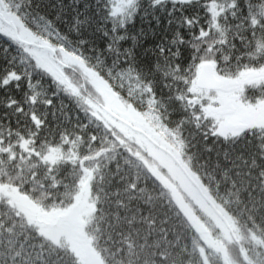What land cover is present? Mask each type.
Segmentation results:
<instances>
[{
	"label": "trees",
	"instance_id": "obj_1",
	"mask_svg": "<svg viewBox=\"0 0 264 264\" xmlns=\"http://www.w3.org/2000/svg\"><path fill=\"white\" fill-rule=\"evenodd\" d=\"M232 1L237 7L225 8L229 10L227 14L230 18L235 11L239 17L244 0ZM14 2L18 5L41 3L42 12L31 20L34 27L25 24L8 5L4 6V12L1 11L7 20H12L8 15L17 19L25 31L37 38L35 41L55 49L58 60H53L62 66L60 71L64 80L41 68L29 52L32 46L17 41L13 34L9 38L22 50L5 52L0 48V58H15L5 79L15 81L18 76L23 77L19 81V91L10 84L6 92L0 93L7 96L11 92L17 101L9 106L5 100H0V189L16 188L45 209L62 210L74 202L84 187L86 173H89L94 208L85 229L105 264H225L221 255L207 247L201 235L192 228L172 193L149 171L142 159L148 158V154L118 130L112 133L90 112L88 103L96 101V93L93 89L88 90L79 68L64 67L59 57L63 51L77 56L88 67L98 70L122 97L137 105L133 93L126 92L113 79L115 71L129 69L147 85L150 99L167 109L164 120L181 143L182 161L198 176L212 203L217 208L222 207L233 220L235 239L231 235L230 247L234 257L245 264L239 253L240 244L252 264H264V148L257 150L253 146L237 144L233 149L229 144L227 149L213 148L207 152L193 147L190 131L194 124L214 126L215 131L217 128L211 112L205 110L204 116L195 115L196 104L188 108L186 101L196 92L193 88L200 64L211 62L218 75L238 80L239 96L235 100L238 112L248 109L249 113L264 105V98H254L253 93L245 90L264 83V65L255 67L249 62V66L242 67L239 73L233 74L227 69L221 73L214 59L220 49H213L212 45L225 38L231 44L236 32L246 35L242 31L244 26L241 29L234 27L229 32L223 21L220 28L214 27L213 12L206 4V9H200L201 19L208 20L212 35L192 43L208 45V48L199 54V62L193 61L189 67H184L182 63L177 65L174 58H170V63L167 59L158 62V57L168 54L154 56L149 48L144 55L143 49L162 40L166 34H172L175 20L181 13L174 12V23L167 26L165 21L171 8L183 4L189 14L196 11L185 0H178L176 4L172 0H133L122 8L114 7V0ZM85 5L89 7L85 8ZM145 11L146 16L142 15ZM154 16L159 18V25ZM250 16L251 23L264 19V4L254 8ZM133 20L134 24L131 23ZM105 21H111L116 28L126 25L129 33L143 28L148 34L144 44L129 55L131 63L117 67L116 63L109 66L106 62L105 58L111 59L117 50L114 46L108 52L101 47L103 29L98 30L97 25ZM231 22L235 24V21ZM79 36L88 41L86 46L78 42ZM248 39L255 45L251 51L241 48L240 40L235 41L237 49L242 54L264 56V29H257L256 35ZM176 41L179 43L178 36ZM125 43L131 45L130 40ZM93 47L97 49L95 53L91 51ZM187 51L184 50L185 56ZM230 51L227 47L223 49L225 55ZM125 55L128 54L121 53V58ZM258 70L259 75L254 76ZM73 85H80V93ZM53 90L59 95L53 96ZM206 94L217 96L220 93ZM49 100L53 101L51 108L47 107ZM245 130L252 133L259 130L264 135V122L250 123ZM245 130L216 133L234 138ZM197 140L203 143L199 137ZM52 149L59 153L54 161L46 157ZM37 237H40L39 242ZM40 243L50 250L59 249L64 264H82L70 247L42 234L6 196L0 197V264H38ZM201 246L212 251L208 259L203 257Z\"/></svg>",
	"mask_w": 264,
	"mask_h": 264
},
{
	"label": "rangeland",
	"instance_id": "obj_2",
	"mask_svg": "<svg viewBox=\"0 0 264 264\" xmlns=\"http://www.w3.org/2000/svg\"><path fill=\"white\" fill-rule=\"evenodd\" d=\"M114 1L113 6L121 8L133 2V0ZM208 2L207 5L213 12L212 24L214 27L217 26V28H220L223 20L221 19L220 22H217V18L223 17L225 13L229 11L225 8L231 7L233 1L220 0V2L217 3V0H208ZM0 10L4 12V7L0 8ZM7 17L15 22L14 25L17 27V32L20 37L32 43H40L35 41L37 40L35 36L25 31L17 19L9 15ZM0 31L8 37H11L13 33L12 28L1 21ZM40 45H43L42 42ZM29 52L35 57L36 62L41 68L45 69L50 74L52 73L55 77L64 80L60 73L62 66L55 62L49 53L42 52L40 48L33 47L29 49ZM59 58L63 64L79 68L85 76V85L88 87V90L91 91V89H93L94 93H96V101H90L88 103L91 107L90 112L110 128L109 130H111L112 133L113 130H118L123 136L139 145V147L148 154V158H141L148 165L149 171H151L172 193L177 205L188 217L192 228L197 229L199 227H204L207 230V233L202 235V239L206 246L212 251L220 254L225 264H242L231 252L230 243L232 238L229 229L200 195L199 191L189 181L183 171L175 164L174 159L152 145L141 134L110 116L103 109L104 107L108 108L134 126L144 128L155 140L171 149L170 151L180 160L182 165H184V162L180 159L181 143L176 139L173 133L174 130L171 129L164 120L163 114L165 115L167 113V109L162 107L157 101L155 102L150 99V95L147 93V85L142 82V78L138 77V75H134L129 69H122L113 73V79L117 81L116 83L121 85L126 92L131 91V93H133L132 98H135L137 101V105H135V103L128 101L124 96L122 97L116 92L111 85L112 83L109 81L107 82L102 75L100 76L98 70L88 67L77 56L71 55L69 52L64 53L63 51L60 53ZM259 72L260 70L254 72V76L259 75ZM72 87L77 93H80V85H73ZM206 93L207 92L203 90H196V92L192 94V96L197 97L196 105L188 103L187 107L192 108L191 105H195V115L199 114L202 116H204V112H206V107H209L212 112L210 115L215 120L216 131L218 133L228 134L230 129L227 126L234 122H247L248 124L264 122V105L257 108L255 111H249V113L247 112L248 109H245V111H237L233 115H223L220 112V107L229 102L236 104V99L232 98V94L220 93L217 96H211ZM235 95L236 98H238L239 91H237ZM46 157L53 161L56 160L59 157L58 150L52 149ZM185 169L188 174L194 178L197 184H201L198 176L192 174L188 166ZM87 176L89 177V175ZM87 179V177H84V189L82 188L79 191L74 202L62 210L45 209L23 195L16 188L3 189L2 187L0 189V197L6 196L12 204L38 227L42 234L57 243L70 247L76 253L82 264H105L100 259L93 246L92 237L85 229V223L94 208V201L89 183L87 184L88 186H86ZM218 209L224 214L230 226H233V220L225 210L222 207ZM207 247L201 248L202 255L205 259H208L209 254H213Z\"/></svg>",
	"mask_w": 264,
	"mask_h": 264
},
{
	"label": "snow or ice",
	"instance_id": "obj_3",
	"mask_svg": "<svg viewBox=\"0 0 264 264\" xmlns=\"http://www.w3.org/2000/svg\"><path fill=\"white\" fill-rule=\"evenodd\" d=\"M106 2V0H105ZM178 0H172L173 4H176ZM185 2L190 6L194 7L196 11L189 14L188 9L184 8L183 4L179 7H173L168 12V19L165 21L167 26H171L174 21L172 19L173 13L179 11L181 13V17L175 20L176 27L173 29L172 34H166L162 40H157L155 44L149 45L147 48L143 49V54L147 55L149 48L153 50V55L155 56L157 53L168 54L164 57H158L157 60L159 62L160 59H167L168 62H171L170 58H174L177 65L183 64L184 67H189L190 64L195 61L199 62L200 53H202L205 49L208 48V45L201 46L199 43L195 45L192 41H199L202 38H206L207 36L212 35V29L209 26L208 20L201 19L200 9H206L207 0H185ZM220 0H217L219 3ZM261 4H264V0H244L243 7L241 9V15L238 17L237 13L233 11L231 13V17L225 13L223 17H218L217 22H220L222 19L225 22L227 30L231 32L233 28L241 29L246 33V35H241L240 32H236L232 38V43L230 44L227 38L218 42V44L212 45L213 49L219 48L220 50L216 52L214 59L216 60L217 69L223 73L225 69L233 74L239 73L242 67L249 66V62L251 65L255 67H260L264 65V56L262 55H247V52L241 53L240 50L237 49L236 40L241 41V48H247L248 51H251L252 48L255 47L254 44L248 39L250 36H255L257 33V29H264V19L259 20V22L251 23L250 20L252 17L250 16L251 11L259 7ZM8 5L11 7L13 11H15L17 16H20L21 19L24 20L25 24L29 27H34L31 24V20L38 12H42V6L40 2L32 4L31 2L28 5H18L12 0L9 3V0H0V8ZM89 5H85V8H88ZM233 9L237 7L236 3L231 5ZM142 15L146 16L148 13L145 11ZM157 25H159V18L155 17ZM194 21V23H193ZM231 21H235L233 24ZM131 23H135L133 20ZM103 29L101 31V35L104 38L101 47L111 52L113 47L116 48V55L111 59L105 58L106 62L109 66L113 63L117 64L119 67L121 64L131 63L129 60V55H132L135 52V49L140 45L144 44L147 39L148 34L144 32L143 28H139L134 32H128L127 26L122 25L119 28L113 27L111 21H105L103 24L97 25V29ZM202 34L203 37H202ZM152 35H155V31L153 30ZM179 37V43L176 41V37ZM78 42L82 45L86 46L88 41L83 37L79 36ZM131 41V45L126 44V41ZM165 41L167 43H165ZM187 42V43H186ZM124 45L121 48V45ZM227 47L230 48V52L226 55L223 52V49ZM0 48H3L5 52L9 49L14 51L22 50L19 49L16 43L6 36L2 31H0ZM187 49V55L185 56L184 50ZM97 49L93 47L91 51L95 53ZM121 53H127L123 58H121ZM234 53V54H233ZM183 57V59H182ZM14 56L7 58H0V93H4L8 90V86L10 84L13 85L19 91L20 79L23 77H17L15 81L6 80L5 77L8 75L11 68L14 66ZM152 75H155L153 73ZM27 83V82H26ZM246 92L253 93L255 97L264 98V83H257L253 88H247ZM53 96L59 95V93L53 90ZM0 100H5L7 104L10 106L12 103H17V101L11 96V92H8L7 96L0 95ZM53 101H47V107L51 108ZM183 111H187L186 109H182ZM52 115H55L53 111ZM48 116V112L44 113V118L46 119ZM190 131V138L193 144V147L203 149V151L211 152L213 148H225L227 149L228 145L231 144L232 148L235 149L237 144H242L243 146H253L257 150L264 148V135L260 134V131L257 130L255 133H252L248 130H245L240 136L234 138H228L224 136H218L215 131L214 126L206 127L203 124H194ZM199 137L200 141L203 143H199L197 140ZM255 141V143H253ZM37 242L40 241V237L36 238ZM33 247H36V244H33ZM40 251L38 253L39 260L38 264H64V256L62 255L59 249L50 250L46 248V245L43 243L39 244Z\"/></svg>",
	"mask_w": 264,
	"mask_h": 264
},
{
	"label": "water",
	"instance_id": "obj_4",
	"mask_svg": "<svg viewBox=\"0 0 264 264\" xmlns=\"http://www.w3.org/2000/svg\"><path fill=\"white\" fill-rule=\"evenodd\" d=\"M0 19L5 20L4 15L0 12ZM8 24L13 28V35L14 37L19 40L20 42H23L25 44H30L32 46H37V47H41L42 49L49 51L53 56L55 55V51L53 48H51L50 46L47 45H40L37 43H32L29 41H25L24 39H22L17 32V28L14 25V23L12 21H9ZM196 88L198 89H202V90H219V91H223V92H232L234 90L237 89L238 87V82L236 79L234 78H230V77H218L216 75L215 72V67L214 64L211 62H206V63H202L199 67L198 70V74H197V78H196V83H195ZM189 102L191 103H195L196 98H193L192 100L187 99ZM105 110L112 116L120 119L119 117H117L116 114H114L112 111H110L109 109L105 108ZM235 112V107L234 105L230 104V103H226L225 105L222 106L221 108V113L222 114H233ZM122 120V119H120ZM124 121V120H122ZM125 123H127L126 121H124ZM127 125H129L130 127H132V129L137 130V131H142L139 128H136L130 124L127 123ZM228 127L232 130H244L246 128H248V123H244V122H234L231 123L230 125H228ZM177 159V158H176ZM183 170L185 171V169L183 168ZM186 172V171H185ZM188 177L190 179H192V177L188 174ZM194 185L199 189L201 195L206 199V201L211 205V207L213 208V210L217 213V215L222 219V221L225 223V225L227 226V228L229 229V231L231 232L232 236L234 237V233H233V229L231 228L230 224L228 223L226 217L216 208V206H214V204L212 203V201L208 198V196L206 194H204V192L200 189V187L198 186V184L195 182V180H193ZM207 230L204 227H200L198 228V232L199 233H204ZM239 249H240V253L245 261V263L247 264H251V262L247 259V257L245 256L242 247L239 244Z\"/></svg>",
	"mask_w": 264,
	"mask_h": 264
},
{
	"label": "flooded vegetation",
	"instance_id": "obj_5",
	"mask_svg": "<svg viewBox=\"0 0 264 264\" xmlns=\"http://www.w3.org/2000/svg\"><path fill=\"white\" fill-rule=\"evenodd\" d=\"M160 149H162V148H160ZM164 151V150H163ZM175 162V161H174ZM175 164L179 167V165L175 162Z\"/></svg>",
	"mask_w": 264,
	"mask_h": 264
}]
</instances>
